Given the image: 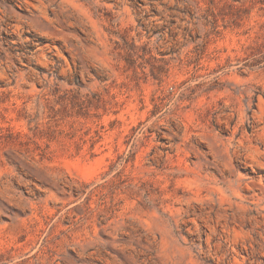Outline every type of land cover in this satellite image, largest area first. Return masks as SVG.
I'll list each match as a JSON object with an SVG mask.
<instances>
[{
	"label": "rangeland",
	"instance_id": "obj_1",
	"mask_svg": "<svg viewBox=\"0 0 264 264\" xmlns=\"http://www.w3.org/2000/svg\"><path fill=\"white\" fill-rule=\"evenodd\" d=\"M0 264H264V0H0Z\"/></svg>",
	"mask_w": 264,
	"mask_h": 264
}]
</instances>
